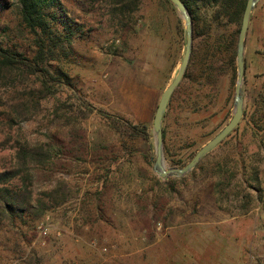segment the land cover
<instances>
[{"label": "rangeland", "instance_id": "obj_1", "mask_svg": "<svg viewBox=\"0 0 264 264\" xmlns=\"http://www.w3.org/2000/svg\"><path fill=\"white\" fill-rule=\"evenodd\" d=\"M60 3L62 48L51 65L69 81L20 126L29 141L59 150L33 172L34 192L60 181L67 199L36 220L18 217L15 228L3 221L0 264H264V0L243 41L237 126L193 169L167 178L153 170L151 124L184 52L180 15L168 0H141L132 30L119 34L98 1ZM190 22V57L160 123L165 168L183 167L232 115L239 26L205 8ZM0 23L15 30L17 20L4 9ZM26 38L9 43L27 47ZM20 88L0 93L9 100ZM55 101L72 115L61 110L56 121ZM97 109L116 117V128ZM126 124L144 125L146 136ZM6 133L0 128V171L11 163Z\"/></svg>", "mask_w": 264, "mask_h": 264}, {"label": "trees", "instance_id": "obj_2", "mask_svg": "<svg viewBox=\"0 0 264 264\" xmlns=\"http://www.w3.org/2000/svg\"><path fill=\"white\" fill-rule=\"evenodd\" d=\"M94 1L101 3L107 20L115 25L117 33L132 30L129 24H135V12L141 0ZM180 2L192 18L196 17L200 8H205L211 13L212 19H223L228 24L240 26L246 0ZM4 9L13 13L17 23L15 30H10L6 24L0 25V88L15 92L20 86L21 93L17 97L11 96L9 100L0 93V128L7 131L5 142H10L11 149L10 167L0 171V224L4 221L9 228H15L18 217L30 215L36 220L67 199L65 185L60 181L34 192L33 172L52 166L59 150L45 142L29 141L20 122L31 118L40 102L54 99L61 81L64 79L68 83L69 77L59 66L51 65L57 55L55 50L62 48L60 30L55 26L56 13H64L60 0H0V11ZM18 34L27 37V47L19 48L15 43H9L10 37ZM233 46L234 40L231 41V48ZM230 61L231 70H234L232 56ZM55 102L52 115L56 121L60 122L64 118L61 110L65 112L69 108L72 115L71 105L65 107L63 103ZM96 111L111 128H116V117L100 109ZM71 115L65 116L69 122L72 120ZM126 128L132 134L146 136L144 125L126 124ZM161 137L163 141L162 131Z\"/></svg>", "mask_w": 264, "mask_h": 264}, {"label": "water", "instance_id": "obj_3", "mask_svg": "<svg viewBox=\"0 0 264 264\" xmlns=\"http://www.w3.org/2000/svg\"><path fill=\"white\" fill-rule=\"evenodd\" d=\"M173 7L176 9L181 19L184 22V32H185V45L184 52L181 57L177 72L171 82L162 91L159 100L157 102L156 108L153 113L152 118V136L154 139V160H153V170L161 178L167 177H181L189 170L193 169L197 162L202 156L211 151L217 144L224 139L228 133L234 129L241 116L243 110V98L241 94V83L243 78V62H242V52H243V41L247 29V24L249 20V15L254 7V5L260 0H246L241 20L240 26L236 39L235 46V63H236V80L233 93V108L232 115L229 121L220 129V131L213 136L207 143H205L200 149H198L192 158L180 168H165L163 150H162V137H161V118L163 111L167 105L168 99L178 85L182 75L186 69L189 57H190V47H191V27H190V16L185 8V6L180 2V0H168Z\"/></svg>", "mask_w": 264, "mask_h": 264}]
</instances>
